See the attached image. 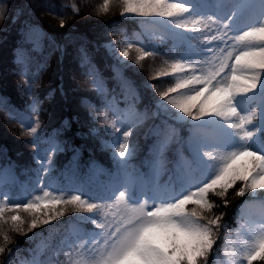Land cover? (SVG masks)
<instances>
[{
  "label": "rangeland",
  "instance_id": "374dc122",
  "mask_svg": "<svg viewBox=\"0 0 264 264\" xmlns=\"http://www.w3.org/2000/svg\"><path fill=\"white\" fill-rule=\"evenodd\" d=\"M169 2L193 3L194 9L171 18L144 17L136 14L121 15L124 18H143L141 29L134 38L129 37L128 34L123 36L114 35L106 41V49L112 56L113 62L117 63L115 67L113 66V70L116 80H119L118 84L121 90L120 96L114 95L107 99V107L111 110L113 116L107 115L105 117L107 111L105 112L103 108L93 104L90 105L88 102L79 99V104L83 109L82 120L89 129L88 136H90L93 148L91 153L98 156V158H91L88 161V166L92 172L90 177L85 179V175H83L84 179H79L78 183L75 184L72 181H62L59 175L52 176L47 171L55 169V166L61 164L57 162L58 157L56 154L58 151L63 152V142L66 143V139L58 138V136L44 137L41 142L43 147L33 152L29 139L33 141L36 133L31 136L28 135L30 127L26 124L23 125L24 128H21L14 121H3L11 128L3 129V131L13 135L12 140L19 150L17 152L19 163L37 171L32 175L34 177V181H32L34 186H32L30 182H27L28 180L22 181V176L18 170L22 168L26 171L25 166L3 159L4 157L0 156V206L7 207L17 201L21 203L35 201V197H42L45 191L56 196L63 195L65 199L71 195H80L83 200L99 206L98 210L86 212L79 211L72 205L65 206L61 204L55 205L53 208L45 201V205L38 209L20 211L19 214L24 221L23 233H26L29 231L32 219L37 218L42 221L52 211L63 210L66 212L70 208L69 214H75L76 219L70 222L69 230L62 236L57 249L58 256L64 258L66 264H103V260L106 258L113 242L109 238L110 233L118 226L121 213L128 212L123 204L116 207L110 206L116 204L119 192L125 190L127 185L133 186L134 189L131 195L136 200H139L141 195H145L148 203L151 204L153 199L167 198L179 193L188 182L197 183L194 182V179L198 171H202L207 175L214 172L218 167L220 158L226 152L242 147H251L254 150L264 152V81L256 90L241 94L234 101L235 106L241 113L252 116L253 113L258 112V119L248 126L249 130L259 129V132L251 139L241 138L238 130L232 128L230 122L223 118L208 115L200 119H193L185 116L167 102L173 98L191 94L185 89L168 92L169 89H175L176 84L181 79L192 74L190 69L174 73L173 65L177 62L195 64L196 74H207L216 71L228 51H233L234 55L239 54L241 45L235 37L241 35L249 26H259L258 20L264 15V4L261 3V0H169ZM112 5H118L117 10L122 13L123 0H116L115 2L110 0L108 12H112V9H114ZM233 12L237 15L233 17V23H229L228 17L232 16ZM242 16L251 19L253 23H237ZM200 17L205 18L207 26L203 24L191 26L192 20ZM181 22L189 24L190 27H179L178 25ZM226 23L228 24L227 28L224 27ZM202 33H204V37L202 43H200L194 38ZM144 37L150 39L148 43L144 42ZM169 38L172 47L184 46V51L176 59L168 51L155 47V45H161L162 41L169 40ZM129 44L134 45V47L128 49L129 56L125 58L122 53ZM174 50L176 51V49ZM144 52H148L150 55L144 56ZM8 54H10V51L8 53L7 51L4 52L3 62L7 61ZM141 56H143V59H140ZM233 62L234 60L229 61V64L231 65ZM123 66L135 74L138 73L137 75L145 82L146 87L152 91L160 112L170 119L188 125L185 135L179 133L180 128L174 122L167 121L165 125L156 126L154 132L157 134L163 133L165 138L159 137L151 144L150 151L153 155L141 157L143 166L141 164L135 165L131 161L122 176L117 180H113L102 173L106 168L102 160L103 157L109 156L111 163L116 164L113 158L118 155L120 144H128V154L124 157L125 159L134 157L139 153L138 150L142 148L136 137V131L140 128L136 125L143 118L138 107L140 93L137 86L124 74ZM226 72L227 69L217 79H221ZM166 85L167 87L164 88ZM195 87L199 89L203 88V85H196ZM103 90L108 91V86L104 87ZM165 92H168L167 98L163 97ZM27 94L29 95V93ZM28 108L35 113L40 111V105L36 101L31 100ZM111 119L114 124L108 122ZM235 122H238V120ZM115 127L120 130L119 134L114 133ZM163 127H165L164 130ZM146 129L147 125L145 134ZM102 131L106 132L101 133ZM141 131L143 132L144 129ZM125 132L129 133L126 138L124 136ZM96 133L103 144L95 138ZM166 144L169 145L168 149L176 151L177 159L170 164H166L164 158L168 156L167 150L163 151ZM104 145L111 147L113 150L110 152V149ZM206 152H212V157L207 156ZM101 153L103 154L101 155ZM162 153L164 157H162ZM78 158L79 155L76 154L73 160L75 161ZM38 167L44 168L47 173L43 176L38 171ZM59 171L64 173L65 168L62 167ZM43 177L46 180H43ZM15 183L19 184L16 185V188H13L12 185ZM86 183L100 189V193L92 195L88 188L91 185H84ZM250 193L261 195L264 194V190L250 191ZM5 194L8 196L7 201L3 199ZM140 202L143 201L140 200ZM15 214V212L6 210L5 218ZM100 223H104L105 227L99 228ZM43 224L38 223V226ZM13 232L15 230L10 220L7 223L0 222V246L5 248V251L0 253V264H40L41 254L46 246L51 243V240L42 239L36 245L29 246L28 253L25 256L22 254L16 257L15 251L11 249L10 243H8L10 239L9 241L4 240L5 233L10 238L13 236ZM262 232H264L263 229L252 231L249 226H242L238 232V239L231 235H225L226 264H237L243 258L239 249L251 243V236L256 233L260 235ZM255 237L254 235L252 238ZM217 238L218 235L214 233L215 244H217ZM202 260L203 258H200L198 264Z\"/></svg>",
  "mask_w": 264,
  "mask_h": 264
},
{
  "label": "trees",
  "instance_id": "16d2710c",
  "mask_svg": "<svg viewBox=\"0 0 264 264\" xmlns=\"http://www.w3.org/2000/svg\"><path fill=\"white\" fill-rule=\"evenodd\" d=\"M103 3L104 0H0V8L5 10V18L0 23V114L6 115H0V156L3 159L23 165L17 158L19 150L12 140L13 135L3 131L11 129L4 120L14 121L21 128H24V124L37 128L35 139H29L33 152L43 147L41 142L44 137L58 136L66 139V143L63 142V152L58 151L56 154L57 162L61 164L47 171L52 176L59 175L64 182L70 178L77 183L84 178L83 175L86 179L92 173L88 161L98 156L91 153L93 148L88 136L89 129L83 123V109L79 103L80 100L86 101L103 108L108 116H113L107 107V99L114 95L120 96L121 90L113 70L117 63L113 62L107 51L106 41L114 35L128 34L134 38L141 29L143 20L121 17L118 5H112V12L105 13L102 11ZM61 20L65 22L64 27L60 26ZM203 37L204 33L199 34L195 40L201 43ZM149 40L144 37L145 43ZM161 45L155 47L168 51L175 59L178 57L168 40L162 41ZM5 51H10V54L7 61L3 62ZM122 69L140 93L138 107L143 118L136 125L140 127L136 131V137L142 148L130 159L119 158L117 155L113 158L116 164L111 163L109 156L103 157L106 168L102 173L110 179L120 178L131 161L135 165H142L141 157L153 155L150 151L151 144L159 137L165 138L163 133L154 132L156 126L165 125L167 121L174 122L180 128L179 133L185 135L188 125L160 112L152 91L146 87L138 73L135 74L125 66ZM98 75L100 76L97 77ZM106 86L108 91L103 90ZM166 87L167 85L164 88ZM31 100L40 105L38 113L29 110ZM111 121L114 124L112 119ZM104 132L106 131L101 133ZM119 132L115 127L114 133ZM94 136L102 143L97 133ZM168 146L166 144L163 149L167 150V158L162 153L166 164L177 159L176 151L168 149ZM107 148L110 152L113 150L111 147ZM76 154L79 158L74 161ZM25 167L26 171L18 169L22 181L28 180L34 186L32 175L37 170ZM41 167L37 169L44 176L47 172ZM62 167L65 168L64 173L59 171ZM201 177L205 180V176ZM43 180L46 178L43 177ZM18 184L15 183L12 187L16 188ZM240 186L241 183L237 182L224 197L209 194L213 209L207 214L208 218L219 216L221 220L219 228L214 230L218 235L217 244H214L207 260L203 258L199 264H226L224 236L237 238L242 226H249L252 231L258 228L264 230V194L257 195L248 191L244 196H239L237 192ZM88 188L92 195L99 194V189L94 185ZM225 199L228 200L227 204L224 203ZM69 210L70 208L52 222L26 233L13 232L8 243L16 257L22 254L25 256L29 246L47 239L51 243L41 254L40 264H66L64 258L58 256L57 249L62 236L69 230V222L76 219V215H70ZM254 235L256 237L252 238ZM254 235L250 237L251 243L259 237L257 233ZM240 255L243 257L242 253ZM253 264H264V261L256 260Z\"/></svg>",
  "mask_w": 264,
  "mask_h": 264
},
{
  "label": "snow or ice",
  "instance_id": "6c2138e0",
  "mask_svg": "<svg viewBox=\"0 0 264 264\" xmlns=\"http://www.w3.org/2000/svg\"><path fill=\"white\" fill-rule=\"evenodd\" d=\"M109 2L110 0H104L102 5V11L105 13L109 11ZM261 3L264 4V0H261ZM123 5L121 15L136 14L161 18L175 17L194 9L193 3H171L169 0H123ZM236 15L233 12L232 16L228 17V22L233 23V17ZM0 17L5 18L3 8H0ZM241 22L253 23L251 19L243 16L237 21V23ZM64 23L61 20L60 26L64 27ZM198 24L207 26V21L204 17L193 19L191 26ZM258 24L259 26H249L241 35L235 37L241 45L239 54L234 55L233 51H228L223 62L214 72L196 74L195 64L183 62L174 64V73L190 69L192 74L181 79L175 89H169L168 92L185 89L191 94L167 102L193 119L208 115L223 118L230 122L232 128L238 130L241 138H253L259 129L249 130L248 126L258 119V112L253 113L252 116L241 113L234 101L239 95L256 90L264 81V15L259 18ZM178 26L190 27L183 22ZM224 27L227 28L228 24L226 23ZM133 47L134 45L129 44L122 53L123 57L127 58L128 49ZM143 55L147 56L150 53L144 52ZM140 59H143V56ZM232 60L234 62L230 65L229 61ZM226 69L225 75L218 80L217 77ZM196 85H203V88L197 89ZM168 92L163 93L164 98L168 97ZM237 120L238 122H235ZM36 132L37 128L32 127L27 134L31 136ZM128 134L124 133L125 138ZM127 154L128 144H120L119 158H124ZM206 155L212 157V152H206ZM237 182L241 183L237 192L239 196H244L248 191L264 190V152L251 147L226 152L220 158L218 167L207 175L206 180L195 184L188 182L179 193L167 198L158 195L160 198L153 199L151 204L148 203L145 195H141L140 199L136 200L131 195L133 186L127 185L125 190L119 192L116 204L110 206L123 204L128 212L121 213L118 226L110 233L109 238L113 242L103 264H198L200 258L207 260L216 242L214 230L219 228L221 220L219 216L214 219L208 218L207 214L213 209L209 194L224 197ZM3 199L8 200L7 194ZM45 201L53 208L61 204L72 205L77 210L86 212H93L99 208L98 205L83 200L80 195H71L65 199L63 195L56 196L45 191L42 197H35V201L27 203L17 201L8 207L0 206V222L7 223L10 220L16 232H23L24 221L19 214L20 211L38 209L45 205ZM224 203L227 204L228 200L225 199ZM6 210L16 214L5 218ZM64 214L63 210L52 211L42 221L34 218L29 231L35 229L38 223L47 224ZM98 227L104 228L105 224L100 223ZM9 239L5 233L4 240L9 241ZM4 251V246H0V253ZM239 252L243 254V258L237 264H245V260L246 264H253L256 260L264 261V232L249 245L241 247Z\"/></svg>",
  "mask_w": 264,
  "mask_h": 264
},
{
  "label": "clouds",
  "instance_id": "9594fccd",
  "mask_svg": "<svg viewBox=\"0 0 264 264\" xmlns=\"http://www.w3.org/2000/svg\"><path fill=\"white\" fill-rule=\"evenodd\" d=\"M3 19H4L3 17H0V23H2V22H3Z\"/></svg>",
  "mask_w": 264,
  "mask_h": 264
}]
</instances>
